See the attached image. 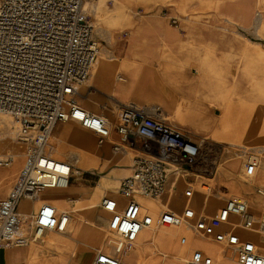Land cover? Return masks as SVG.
Instances as JSON below:
<instances>
[{"label":"crops","instance_id":"crops-1","mask_svg":"<svg viewBox=\"0 0 264 264\" xmlns=\"http://www.w3.org/2000/svg\"><path fill=\"white\" fill-rule=\"evenodd\" d=\"M126 2L128 16L126 14L127 17L110 33L98 37L102 53L94 66L90 83L76 97L78 104L93 113L99 108L102 112L100 114L108 117L115 125L120 108L128 103H136L151 108L152 114L159 119L170 122L167 117H173L178 124L176 126L195 134L221 137L222 141L211 140L208 136L200 137L205 141L204 149L208 147L203 160L211 164L209 176L205 177L198 172L174 175L158 202L146 199L139 201L144 205L145 212L159 214L162 210L159 202L173 211L179 218L173 236L178 238L186 235L191 241L199 237L194 229L198 220L209 221L229 198L241 197L247 203L248 213L255 220L252 230L243 229L239 219L232 218L229 224L222 225L218 231L234 233L243 240H251L264 252V240L256 232V219L264 213V145L253 150L241 148L244 150L235 157L227 156L224 152L228 150L223 146L238 147L230 143L242 140L241 126L237 124L239 107L243 105L239 101L231 104L227 99L231 95L243 99L249 97L247 76L253 73L242 66V61L263 54L264 0ZM217 76L223 78L218 79ZM249 106L263 105L250 103ZM218 108L223 112L218 111ZM112 110L117 111L114 120L108 115ZM258 111V124L253 125L251 120H247L244 125L247 131L244 140L248 144L264 141V110L261 108ZM213 113L219 114V121L214 119ZM56 135L61 142L71 140L92 149L89 137L72 127L58 129ZM119 142L120 136L113 129L111 136L104 142L111 145L113 152L109 146L102 147L103 144L98 142V149L93 152L95 158L82 160L83 167L78 166L81 174L73 176L66 191L51 196V189H46L38 201L23 200L20 203L21 213H34L42 202H47L58 213L72 212V219L65 233L48 231L41 241L26 247L1 249L0 264H77L71 262V251L76 246L74 243L83 246L81 255L77 257L81 264H87L85 261L92 264L98 251L105 252V244L111 252L105 226L108 228L110 225L114 231L118 216L102 209L101 202L105 197H113L118 200L121 208L124 207L126 198L118 193L119 186L123 179L132 174L133 159L137 155L134 150L131 156L129 151L132 149L129 146L114 151L113 144ZM26 149L20 143L13 148L8 147V152L17 157L10 166L0 167V200L8 198L16 184L24 165ZM258 149L260 153L253 155V151ZM249 153L259 161V167L250 174L240 164L241 159H245ZM74 158L77 156L66 161L71 162ZM219 159L222 162L221 168L217 165ZM85 174L96 176L83 179ZM189 175L195 179L190 180ZM81 181L85 183L81 184ZM94 182L98 183L95 187L87 184ZM212 185L216 188L214 192L209 188ZM108 186L112 188V193L104 195ZM188 186L195 189L192 197L186 195ZM204 187L209 189L204 191ZM92 209L95 211L89 212ZM102 213L111 215L112 220ZM80 227L85 229L88 239L79 235ZM161 228L146 229L140 233L138 242L147 244L153 241L156 232L164 238L166 233H171L167 230L158 232ZM248 234L253 236L250 238ZM149 236L151 239L147 241ZM210 238L216 243L213 237ZM57 245L62 251L56 248ZM221 247L226 256L230 251L232 256L229 257H233L234 253L229 248ZM163 250L172 253L169 249ZM145 251L151 254L157 252V249L147 245ZM134 252L135 259H122L129 264H140L138 249L134 248ZM195 252L202 251L197 249L191 256ZM205 254L209 256V253ZM210 254L217 256L216 250Z\"/></svg>","mask_w":264,"mask_h":264},{"label":"built area","instance_id":"built-area-1","mask_svg":"<svg viewBox=\"0 0 264 264\" xmlns=\"http://www.w3.org/2000/svg\"><path fill=\"white\" fill-rule=\"evenodd\" d=\"M88 1L0 0V116L16 124L18 140L27 147L16 184L9 197L0 200V249L26 247L41 241L48 231H67L72 212L58 213L47 202L30 214L21 213L19 206L23 200L38 201L48 187L68 188L73 176L81 174L78 158L71 162L57 160L50 144L59 123L74 122L96 135L100 145L115 129L120 142L113 144L114 151L129 146L137 152L132 174L121 181L118 190L126 198L124 207L113 197L101 202L102 209L117 215L118 220L111 252L98 251L92 263L129 264L122 259L124 253L144 229L170 227L179 221L165 207L159 214L145 212L139 199L158 202L172 176L193 170L206 177L210 167L202 158L203 139L155 117L149 107L125 104L113 125L105 115L78 104L76 97L91 80L101 55L86 11ZM12 162L13 154L0 155V167ZM243 165L250 174L259 167V161L249 153ZM193 191L188 186L186 195L192 197ZM232 218H238L245 230L255 222L246 201L234 196L209 221L198 220L194 229L232 249L239 264H264V252L251 240L218 231ZM256 222L264 237V213ZM188 242L189 237L183 236L181 245ZM191 264L215 263L211 257L195 252Z\"/></svg>","mask_w":264,"mask_h":264},{"label":"rangeland","instance_id":"rangeland-1","mask_svg":"<svg viewBox=\"0 0 264 264\" xmlns=\"http://www.w3.org/2000/svg\"><path fill=\"white\" fill-rule=\"evenodd\" d=\"M119 1L121 3H119ZM119 1L114 0L113 2H111V0H90V1L87 2L88 5L86 3V11H87V14L89 16V20L91 21V23L93 24V27H94V39L98 43L99 50H100L101 53H102V48H101L102 46H101V42L98 39V37H100V35L101 36H105V34L110 33L113 29L116 28L117 24L120 21L124 20L129 14V11H128L127 7H126V4H127L126 0H119ZM112 14H114L115 17H113L114 15H112ZM126 14H127V16H126ZM261 42L263 43V44H261V47L263 48V54L261 56H258V57H255L253 55L251 57V59H247V60H243L242 61L243 62L242 66H244L245 69L249 73H253L252 75L247 76V88L249 89V91H248L249 92L248 99H245V98L243 99L241 96H238V95H231L227 99V100H229V103H231V104H233L236 101H239V103L243 105V106L239 107L240 116H239V122L237 124L238 127L241 126L242 133L240 135V138L242 140L239 141V142L230 143V144L238 145V147L237 146L223 145L225 150H228V151L224 152L227 156L229 155V156L235 157L236 154H239L242 150H244V149H241V148H247V149H252L253 150V148H258V146L264 145V141H259V142L255 141V142L249 143V144L246 143L245 140L247 138V136H246L247 131L245 130V126H244L247 120H251L253 125H257L258 124V117H259L258 116L259 115L258 114V112H259L258 110L261 109V108H263V110H264V40H262ZM217 78L221 79L223 77L217 76ZM90 81L88 82V84L90 83ZM88 84L84 85L81 88L80 93H81L82 90L85 89V86H87ZM248 101H250L249 104L250 103H258V104H262L263 106L262 107H251V106H249V104H247ZM217 110L218 111H222L220 108H218ZM95 113L100 114L102 112L98 108L95 111ZM116 114H117V111L116 110H112V112H109L108 115L111 116L113 118V120H114V119H116ZM218 115L219 114L214 115V113H213L214 119L217 120V121H219V119H220L218 117ZM223 115H225V113ZM0 117L4 118L3 121L0 122V134L2 133V131H5L7 129V127H10V126H11V131L14 133L12 137L7 139L3 143H0V155H6V154H10L8 152V150H7L9 146L11 148H13V147H15V145H18L19 143L20 144H23V143L18 140L17 129L15 128L16 124H14L11 121V119L8 118V117H4V116H0ZM167 119L173 125H178L175 122V119L173 117H167ZM13 124H14V126H13ZM64 127H72L76 131L85 133L89 137V145L92 147V149L89 150L88 147L84 148L83 146H80L77 143L72 142L71 140H69V141L63 140L64 142H61V140L57 137L56 132H57L58 129H61V128H64ZM190 132L195 134L193 131H190ZM196 135H197L198 138L208 136V137H210L211 140L213 139V140H216V141H222L221 137H219L217 135H204L203 136V135H200V134H197V133L195 134V136ZM7 141H9V142L7 143ZM98 142H99L98 138L93 133L84 131L83 129H81L80 127H78L74 123H62V124H59L54 129V131H53V133L51 135V138H50V144L52 146H54V148H55L54 151H53V157L55 159H57V160L66 161L70 157L76 155L79 158V161H80L79 162V167H83L82 160L84 158H87L89 160L95 158V155L93 154V152L96 149H98L97 148L98 147ZM138 143L141 144L140 142H138ZM104 145L105 146H109L110 150L113 152V150L111 148V145H109V144L106 145L104 143L102 145V147ZM239 146H241V147H239ZM207 148L208 147H205V150H207ZM129 152H131V156L133 157L132 153H135L134 150L133 151L131 150ZM25 153H26V151H25ZM257 153H260L259 149L253 151V154H257ZM245 159L244 158L241 159V163L240 164H241V168L242 169H244V167H242V165L244 164ZM217 165H218L219 168H221L222 162H221L220 159L217 161ZM214 171H216V170L214 169ZM244 171H246V170L244 169ZM188 172H195V171L191 170V171H188ZM97 173H98V171H97ZM91 176H92V174L91 175L90 174H87V175L85 174L83 179L91 178ZM94 176H96V175H93L92 178H95ZM188 178L190 180L195 179V177L190 176V175L188 176ZM84 183H85L84 181H81V184H84ZM87 184L89 186L95 187V186H97L98 183L94 182V183H87ZM209 188H210V191H212V192H214L216 190L214 185H212ZM209 188L208 187H206V188L204 187V191H205V189L207 190ZM111 193H112V188H110L108 186L106 192L104 193V195H110ZM158 205H159L160 208L164 207V205L161 202H159ZM91 211H95V209H92L89 212H91ZM102 214L107 219L112 220V216L111 215L106 214V213H102ZM107 227L108 228H106V226H105V230L107 231L106 240L109 241V242H113L114 238H115L113 228L112 227L110 228V225H108ZM196 232L198 233L199 237L204 235V234L199 233L197 230H196ZM169 234L170 233H166L165 235L169 236ZM248 236H250V238H251V236H253V235L252 234H248ZM81 237H83V236L81 235ZM150 239H151V236H149L147 238V241H149ZM74 244L77 245V243H74ZM106 245L107 244L104 245V248H106V250H109L108 246H106ZM151 247H155L157 249V252H155V253L152 252L151 254H149V253H147L145 251V254H143L144 259H147L145 261V264H162V263L180 264V263L172 260L169 256H166V251L163 250V249H167V248L165 247L164 244L157 243L156 245L151 246ZM79 248L82 250L83 246H81L79 244ZM85 249H87V247ZM63 251L67 252L65 250H63ZM220 251H224V249L222 248ZM192 252H190L187 255L189 260H191V253ZM219 252L218 251L216 252L217 256H215V258L220 256ZM227 254H228L227 257L232 256V253L230 251L227 252ZM203 255L206 256V254H203ZM207 255H209V257H211L214 260V262L216 261L214 256L212 257L211 254H207ZM124 257H126V253H124ZM73 260L75 262H77V264H81L77 260V258H73ZM85 262L87 264H89V261H85Z\"/></svg>","mask_w":264,"mask_h":264},{"label":"bare ground","instance_id":"bare-ground-1","mask_svg":"<svg viewBox=\"0 0 264 264\" xmlns=\"http://www.w3.org/2000/svg\"><path fill=\"white\" fill-rule=\"evenodd\" d=\"M118 1V0H117ZM88 5V3H87ZM4 118H1L0 117V122L3 121ZM14 123V122H13ZM15 124V123H14ZM13 124V126H14ZM16 128V127H15ZM15 132V131H14ZM13 132L11 131V126L10 127H7V129L5 131H2V133L0 134V143H3L4 141H6L7 139H9L10 137L13 136ZM9 141H7L8 143ZM205 143V141H204ZM52 146V145H51ZM53 148V151H54V146H52ZM206 153L207 151L204 149V144L202 146V158L205 159L206 157ZM17 157V155H13V159ZM78 158V157H77ZM79 160V158H78ZM206 161V160H204ZM80 162V161H79ZM209 165H211L209 163ZM79 166V164H78ZM210 167V166H209ZM188 174H191V173H194V172H186ZM211 174V167H210V173L209 175ZM208 175V176H209ZM47 189H51V196L59 193V192H63V191H66L65 189H59V190H56L55 188H52V187H48ZM204 189V188H203ZM216 189V188H215ZM63 201V200H62ZM66 202V201H65ZM83 209V208H82ZM177 223V222H176ZM176 224L175 225H172L170 227H162L161 229L158 230V232L160 231H170L171 233L169 234V236H166L165 238L164 237H161V236H158L157 232H156V235L153 239V241L151 242H148L147 244H142V243H139L138 242V239L136 240V242L132 245V248L126 252V259L133 257L134 259L136 258V254L134 252V248H137L138 249V254L140 256V264H145V261L147 259H144L143 257V254H145V249H146V246L147 245H150V246H154L156 245L157 243H161V244H164L165 247L167 249H169L170 251H172V253H167L166 252V256H169L172 260L180 263V264H190L191 263V260H189V258L187 257V255L192 252V251H196L197 249H201L202 254H205V253H214L215 250L216 252L220 251L222 249L221 245H218L216 243H214L212 241V239L209 237V236H206L205 234L198 237L197 239H192L191 241H189L188 245H181V239L182 237H178L177 236H173L174 234V228H175ZM182 228L185 229V227H183L182 225ZM146 229H144L141 233H143ZM248 230H252V227ZM79 231V235L85 237L88 239V236L86 234V231L83 227H80V229L78 230ZM179 231V230H178ZM255 231V230H254ZM256 232L259 234L258 232V229H256ZM173 233V234H172ZM176 233V232H175ZM260 235V234H259ZM44 236V235H43ZM42 236V238H43ZM140 236V235H139ZM261 239L264 240V237L261 236ZM195 241H198V243H196ZM35 243V242H34ZM212 245L215 247H212ZM11 248H18V247H11ZM56 248L58 250H61L60 247L57 245ZM86 248V247H85ZM218 248V249H216ZM1 249H9V248H1ZM0 249V250H1ZM233 252L232 249H229ZM65 251H68V250H65ZM104 251V250H103ZM199 251V250H198ZM69 252V251H68ZM105 252H110L108 250H105ZM159 252V251H158ZM174 252L178 253V254H174ZM234 253V252H233ZM81 255V249L79 248V245L77 244L76 246H74L72 248V251H71V262L72 263H77L73 260V258H77ZM220 255V256H219ZM219 257H216L214 256L215 258V264H239L236 259L234 257H227L226 256V252L225 251H220L219 252ZM213 257V256H212ZM123 258V259H124ZM212 259V258H211ZM213 260V259H212ZM77 261V260H76ZM79 261V260H78ZM214 261V260H213ZM162 264H172V263H162Z\"/></svg>","mask_w":264,"mask_h":264}]
</instances>
